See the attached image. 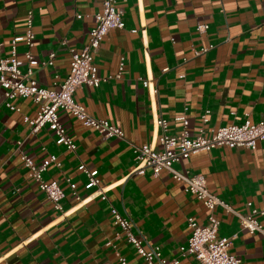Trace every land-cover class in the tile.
Segmentation results:
<instances>
[{
	"label": "crops",
	"instance_id": "crops-1",
	"mask_svg": "<svg viewBox=\"0 0 264 264\" xmlns=\"http://www.w3.org/2000/svg\"><path fill=\"white\" fill-rule=\"evenodd\" d=\"M117 6L124 25L108 30L93 59L99 74L109 75L117 72L122 57L120 75L98 86L82 84L73 97L90 114L120 126L123 138L104 136L59 109L76 143L70 151L45 126L30 132L24 115L35 116L38 104L19 96L12 99L18 108H8L0 86V264H121L119 255L126 264H146L125 239L113 238L117 225L110 205L128 211L134 232L147 244L159 245L164 257L176 255L190 232L187 216L203 224L208 209L165 169L157 175L149 167L132 171L129 142L159 147L153 116L166 118L167 131L177 134L181 121L175 116L184 114L191 135L206 108V130L264 118V0H117ZM100 8L101 0H0V57L9 54L10 40L23 33L31 9V50L38 60L33 77L40 85L56 86L68 72L71 51L87 42ZM197 21L207 22V29L197 31ZM201 47L207 49L195 53ZM25 48L17 42L22 59ZM51 51L52 63L41 64ZM20 150L36 163L50 154L61 162L42 173L64 190L60 209L28 176ZM80 162L98 170L97 186L86 184ZM174 165L203 173L208 187L241 211L246 201L264 208V140L254 148L217 145ZM67 178L75 183L78 198ZM215 212L218 234L231 238L229 250L241 264H264V237L242 228L221 207ZM258 218L264 224V214ZM178 264L197 261L184 256Z\"/></svg>",
	"mask_w": 264,
	"mask_h": 264
},
{
	"label": "built area",
	"instance_id": "built-area-1",
	"mask_svg": "<svg viewBox=\"0 0 264 264\" xmlns=\"http://www.w3.org/2000/svg\"><path fill=\"white\" fill-rule=\"evenodd\" d=\"M24 21L23 33L10 40L9 54L0 57V86L3 88L5 105L11 109H17L18 107L12 102L13 98L31 97L38 104V109L33 117L24 115V120L29 125V131L36 132L45 126L53 132L55 142L64 145L70 151H75L76 143L60 121L59 109L67 110L82 124L94 128L104 136L123 138L124 132L120 126L106 118L90 114L73 97L75 88L82 84L98 86L108 77L120 75L123 65L122 57L118 62L117 72L109 75H100L93 59L100 41L108 30L124 25L123 11L117 6V0H101V8L94 13V23L89 28L87 42L80 49L71 51L68 72L53 87L40 85L33 77V65L38 60L31 50L34 44L31 9L27 10ZM207 27V22L197 21L195 24V29L199 32L206 30ZM20 40L26 45L23 51L24 59L18 56L17 42ZM206 49L207 47H201L194 51L200 53ZM53 56L54 52L51 51L49 58L40 63H52ZM24 61L27 64L23 70L21 65ZM143 83L149 87L148 78L143 79ZM209 111V108H206L200 113V124L194 135L189 132V119L184 114L175 116V119L181 121V129L177 134L167 131L166 118L153 116L152 123L158 129L156 141L159 147L153 142L141 144L129 142L135 159L132 171L142 173L146 167H149L152 173L157 175L162 169H165L174 179L183 183L185 191L199 198L208 209L207 219L203 224L198 223L192 216H187L190 232L186 242L178 245L176 255L167 258L163 256L159 245L147 244L141 236L134 232L135 224L128 211L121 212L114 205H110L113 222L117 225L113 238L125 239L145 259L146 264H178L180 258L184 256H192L197 264H241V258L229 250L231 238L218 234L220 217L215 212L217 207H221L225 213L235 215L240 226L248 232H258L264 237V224L258 218L264 214V208H258L251 201H246V210L241 211L214 193L208 187L203 173L191 172L188 168L180 170L174 165L199 150H208L217 145L254 148L258 141L264 140V118L256 121L246 118L240 123L221 124L206 130L204 123L208 120ZM20 143V140L17 141L18 145ZM20 158L27 169L28 176L36 182L54 207L60 209L64 190L55 180L46 181L42 173L49 164L58 166L61 162L54 154H50L36 163L22 150H20ZM78 168L85 172L88 186L98 185L97 169H89L83 162L78 164ZM67 181L73 194L78 198L75 183L69 178ZM100 191L103 192L104 189ZM95 192L97 190L92 191V193ZM106 243H111V240H107ZM118 257L121 264H126L122 255Z\"/></svg>",
	"mask_w": 264,
	"mask_h": 264
}]
</instances>
